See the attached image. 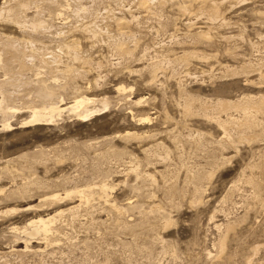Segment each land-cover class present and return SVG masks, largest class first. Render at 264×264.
<instances>
[{
  "label": "rangeland",
  "instance_id": "obj_1",
  "mask_svg": "<svg viewBox=\"0 0 264 264\" xmlns=\"http://www.w3.org/2000/svg\"><path fill=\"white\" fill-rule=\"evenodd\" d=\"M0 10V35L36 39V67L74 69L64 102L99 110L0 131V264H264V0Z\"/></svg>",
  "mask_w": 264,
  "mask_h": 264
},
{
  "label": "bare ground",
  "instance_id": "obj_2",
  "mask_svg": "<svg viewBox=\"0 0 264 264\" xmlns=\"http://www.w3.org/2000/svg\"><path fill=\"white\" fill-rule=\"evenodd\" d=\"M18 4H20L19 6L21 8L23 7L21 3H17V5L15 4L16 7L18 6ZM52 4H55V3H52ZM14 8L12 9L9 8L4 12L5 17L9 18V21L12 19L11 14L13 12L11 13V11L13 10L16 11ZM1 11L2 10H0V12ZM16 12H14V14ZM17 13H19V11ZM2 14L3 13H1L0 15ZM7 18H5V20ZM13 21L15 22V20ZM10 22H12V20ZM20 22L23 23L22 21ZM29 24L31 25L30 22ZM34 26L36 27L37 25H34ZM38 26H40L39 23H38ZM31 28H32L31 32L36 30L34 29V27H31ZM23 32L25 31L23 30ZM12 34H11L12 36H9L8 34L0 35V131L1 130L11 131L13 129V121L16 120V117L19 114L20 115L27 114V117L22 119L21 122L20 121L19 122L22 127H28L32 125H46V124L55 122L56 118L61 117L62 113L66 111L73 113V115H76L79 118L90 116L94 114L96 111H99L96 108H91V106L89 108L88 106L90 103L95 102L94 99L83 97L78 92H76L78 94L74 96V93H72L74 90L70 92V94L72 93V95L74 96L72 101L64 102L65 101L64 93L67 90L71 89L72 83L70 82V80L71 78L74 77L73 76L75 73L74 69H71L70 67H68L69 68L68 72L70 73V75L66 73L67 71L66 72L62 71V69L60 72L59 71L60 68L57 69L54 67L53 65L54 61L52 62L51 59L45 57L44 55H40L38 57L40 66L36 67L37 65L35 66L33 62V57L36 58L37 56L35 55L36 52L33 53L32 51L28 50L30 48H33L32 46L34 45L36 39L24 33H21V36H17L15 33H12ZM25 44L27 46H30V45L32 46L27 49L26 48L27 46ZM58 60H61V59H58ZM45 67L48 70H45ZM70 70L74 72L72 73L73 75L71 74ZM28 73H31V76L33 77L32 79L30 77H27ZM71 75L73 77H71L69 80V76ZM72 82H73V79H72ZM75 82H73V84ZM75 87H78V86H75ZM67 93L68 91L66 92V94ZM227 104H228L227 102L226 103L223 102L221 103V106H226ZM104 108H105V105H104ZM246 109H244V113ZM248 110H249V106H248V109L246 110L247 113H248ZM98 187H99V191H101L102 193H106L109 188L105 184H102ZM75 193L79 194V198L87 202L89 200L88 196H90L89 194L91 192H89V190L86 191V190L80 189V190L72 191V194L75 195ZM69 195H71L70 191H68V193H66L65 196H69ZM59 196L60 195H57V194L53 195L52 199H58ZM56 216L57 215L49 216L48 218L37 217L36 219H32L31 221H29L28 226L24 228L23 232L26 235H31L34 233H38L40 231L46 233L51 229L50 228L51 224L56 220Z\"/></svg>",
  "mask_w": 264,
  "mask_h": 264
}]
</instances>
